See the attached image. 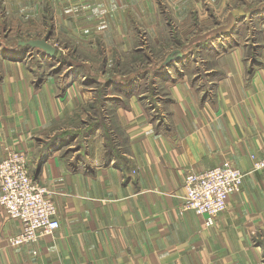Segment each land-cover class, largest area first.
<instances>
[{
	"label": "crops",
	"instance_id": "1",
	"mask_svg": "<svg viewBox=\"0 0 264 264\" xmlns=\"http://www.w3.org/2000/svg\"><path fill=\"white\" fill-rule=\"evenodd\" d=\"M41 38L54 55L22 43ZM98 98L101 121L63 137ZM11 148L60 226L34 253L0 205V264H264V0H0ZM224 161L243 183L209 226L182 207L183 179Z\"/></svg>",
	"mask_w": 264,
	"mask_h": 264
},
{
	"label": "built area",
	"instance_id": "2",
	"mask_svg": "<svg viewBox=\"0 0 264 264\" xmlns=\"http://www.w3.org/2000/svg\"><path fill=\"white\" fill-rule=\"evenodd\" d=\"M253 168L264 169V155L252 154ZM244 172L230 161L205 169L188 170L183 179L184 209H192L205 216L211 226L226 209L232 193L238 192ZM54 190L39 183L31 174L29 155L24 151L9 149L0 157V205L10 219L21 221L22 229L10 241L14 245L34 246L44 234L53 233L60 226Z\"/></svg>",
	"mask_w": 264,
	"mask_h": 264
},
{
	"label": "rangeland",
	"instance_id": "3",
	"mask_svg": "<svg viewBox=\"0 0 264 264\" xmlns=\"http://www.w3.org/2000/svg\"><path fill=\"white\" fill-rule=\"evenodd\" d=\"M187 25V23H185V26ZM187 34H185L186 37ZM3 35H1L2 37ZM38 62V57L35 56L33 57V60L31 61V64H36ZM94 107H98L95 108V111L89 115V117L87 119H85L83 121V123L77 127L74 128H67L65 130H63L61 133L63 135V137H68L71 138L74 135H78V143H81V139L82 137L89 132V130L94 127L98 122L97 121H101L102 118V112L101 110H99V108H101L102 106V99L98 98L96 100H94L93 104Z\"/></svg>",
	"mask_w": 264,
	"mask_h": 264
},
{
	"label": "water",
	"instance_id": "4",
	"mask_svg": "<svg viewBox=\"0 0 264 264\" xmlns=\"http://www.w3.org/2000/svg\"><path fill=\"white\" fill-rule=\"evenodd\" d=\"M23 44H27L30 47H40L43 50H45L49 55H54L56 52V47L51 44L48 39L41 38V39H29L27 41H22ZM174 53H177V51H173L168 59H173Z\"/></svg>",
	"mask_w": 264,
	"mask_h": 264
},
{
	"label": "trees",
	"instance_id": "5",
	"mask_svg": "<svg viewBox=\"0 0 264 264\" xmlns=\"http://www.w3.org/2000/svg\"><path fill=\"white\" fill-rule=\"evenodd\" d=\"M29 46V45H28ZM30 47V46H29ZM58 137H60V134H57V135H55L53 138H51V140H49L48 142H47V144L48 145H50L51 143H52V141L54 140V139H57Z\"/></svg>",
	"mask_w": 264,
	"mask_h": 264
}]
</instances>
